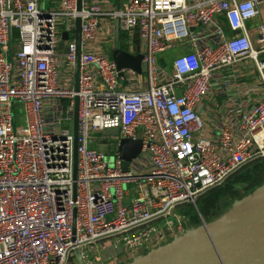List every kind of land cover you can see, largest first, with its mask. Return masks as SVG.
Listing matches in <instances>:
<instances>
[{"label": "built area", "instance_id": "obj_1", "mask_svg": "<svg viewBox=\"0 0 264 264\" xmlns=\"http://www.w3.org/2000/svg\"><path fill=\"white\" fill-rule=\"evenodd\" d=\"M263 15L264 0H82L81 11L78 0H0V264H73L78 251L84 264H117L150 251L185 232L183 206L264 159ZM117 19L147 73L120 76L110 55L86 50ZM112 128L143 142L127 172L119 150L90 147ZM110 245L124 254L105 261Z\"/></svg>", "mask_w": 264, "mask_h": 264}, {"label": "water", "instance_id": "obj_2", "mask_svg": "<svg viewBox=\"0 0 264 264\" xmlns=\"http://www.w3.org/2000/svg\"><path fill=\"white\" fill-rule=\"evenodd\" d=\"M118 6L120 8V4ZM78 10H82V0H78ZM121 33L120 20L117 19L111 57L117 65L120 76H123L125 69H131L140 74L147 73L149 65L144 61V55L142 53L134 54L121 47ZM62 38L69 40L70 33L64 32ZM75 40L77 61L74 87L78 92L82 53L81 17L76 20ZM79 105L80 100L76 96L73 119L75 176L77 175L79 146ZM103 136L104 142L107 143L109 138H119L120 131L118 128L107 129ZM142 148L143 142L140 139H120L118 150L124 172L130 170L133 159L141 154ZM262 191H264V187L247 198L246 201L254 199L243 209L234 211L235 206L240 203L238 202L230 212L216 221L203 222L200 227L185 231L170 242L150 250L147 254L138 255L128 264H264V198H257V195ZM77 253L79 264H84L80 251ZM123 254L124 249L114 245L103 248L101 252L105 261Z\"/></svg>", "mask_w": 264, "mask_h": 264}, {"label": "rangeland", "instance_id": "obj_3", "mask_svg": "<svg viewBox=\"0 0 264 264\" xmlns=\"http://www.w3.org/2000/svg\"><path fill=\"white\" fill-rule=\"evenodd\" d=\"M16 36L18 32L16 31ZM125 44V34H123ZM175 56V51L168 53ZM22 112V111H21ZM23 114V112H22ZM24 121V120H23ZM22 120L18 119L19 126L25 125ZM95 140L90 147L96 148L106 153L112 158L118 150V138H109L107 143H103L102 134L94 136ZM264 187V159L258 160L251 165L242 169L240 175L233 176L222 189L217 190V195L207 194L203 196L196 205H185L181 208L183 230L188 231L200 227L203 222L211 223L230 212L234 206L241 201L246 200L253 195L258 189ZM174 239V235L166 239L165 243ZM149 251H140L136 256L122 257L117 264H128L138 255H145ZM73 264H79L77 262Z\"/></svg>", "mask_w": 264, "mask_h": 264}, {"label": "crops", "instance_id": "obj_4", "mask_svg": "<svg viewBox=\"0 0 264 264\" xmlns=\"http://www.w3.org/2000/svg\"><path fill=\"white\" fill-rule=\"evenodd\" d=\"M59 1L60 0H41V7L46 9V10H51V9L56 8ZM98 1L103 2L104 5L108 8H116V7L119 8L118 5L120 4V6H121L126 0H98ZM262 19H264V15H263ZM114 28H115V22H114V26L112 27V30H111L112 36L110 38L106 37L105 36V30H109V29L106 26V24L104 23L100 27V29L98 30L97 35L95 37V41L93 43H90L89 45H87L86 50L104 52V53L111 56L112 49H113ZM66 47H67V40H64L62 38L59 42V49L63 51L66 49ZM122 47L128 51L133 50V49L131 50V46L128 42V36L127 35H125V44H123ZM62 68L64 70L63 66H62ZM71 82L75 83V79L74 80L72 79ZM214 102H217V100H214ZM206 118H207L208 124H210L209 126H212L214 124L212 116L209 113H206ZM102 138H104L103 135H102ZM104 140H105V138L102 141L103 143H105Z\"/></svg>", "mask_w": 264, "mask_h": 264}, {"label": "bare ground", "instance_id": "obj_5", "mask_svg": "<svg viewBox=\"0 0 264 264\" xmlns=\"http://www.w3.org/2000/svg\"><path fill=\"white\" fill-rule=\"evenodd\" d=\"M256 198V197H255ZM257 198L259 199V198H264V191H262L261 193H259L258 195H257ZM254 199V198H253ZM253 199H248L247 201L245 200V201H243V202H240V203H238L236 206H235V208H234V211H239L240 209H243V207H246V206H248L251 202H252V200Z\"/></svg>", "mask_w": 264, "mask_h": 264}, {"label": "trees", "instance_id": "obj_6", "mask_svg": "<svg viewBox=\"0 0 264 264\" xmlns=\"http://www.w3.org/2000/svg\"><path fill=\"white\" fill-rule=\"evenodd\" d=\"M123 39H124V37H123V34L121 33V47H122V41H123ZM123 48V47H122ZM251 165V164H250ZM247 166H249V165H247ZM246 166V167H247ZM245 168V167H244ZM244 168H243V170H244ZM242 170H240L238 173H236L235 175H233V176H237V175H240V172H241ZM232 176V177H233ZM232 177H230L229 179H231ZM229 179L225 182V184L229 181ZM225 184L224 185H222V186H220V187H217V188H214V189H212V190H210V191H208L206 194H204L203 196H205V195H207L208 193L210 194L211 192V194H213V195H217V190H219V189H222L224 186H225ZM202 196V197H203ZM201 197V198H202ZM200 198V199H201Z\"/></svg>", "mask_w": 264, "mask_h": 264}]
</instances>
